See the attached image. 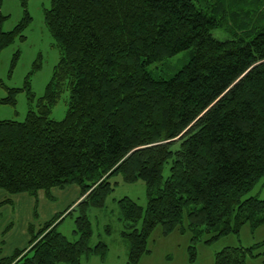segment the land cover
I'll list each match as a JSON object with an SVG mask.
<instances>
[{"label": "trees", "instance_id": "16d2710c", "mask_svg": "<svg viewBox=\"0 0 264 264\" xmlns=\"http://www.w3.org/2000/svg\"><path fill=\"white\" fill-rule=\"evenodd\" d=\"M44 19L59 61L36 110L22 121L0 119V188L36 195L78 185L79 237L57 230L72 207L37 233L30 225L28 248L0 264H78L93 251L86 208L104 204L116 173L143 180L146 193L145 207L118 200L126 264L148 251L156 225L184 232V215L191 259L204 234L212 241L264 225V198H243L264 177V0H52ZM13 36L0 29V49ZM184 50L188 60L170 68ZM65 89V116L52 119ZM262 244L225 246L214 264H246Z\"/></svg>", "mask_w": 264, "mask_h": 264}, {"label": "rangeland", "instance_id": "374dc122", "mask_svg": "<svg viewBox=\"0 0 264 264\" xmlns=\"http://www.w3.org/2000/svg\"><path fill=\"white\" fill-rule=\"evenodd\" d=\"M52 0H2L0 29L13 32L12 40L0 49V119L24 120L28 109L36 110L39 100L45 94L54 68L59 61L60 51L56 40L49 32L44 19V10L50 7ZM251 10L244 8L242 11ZM247 16V15H246ZM17 30V31H16ZM217 36H222L214 31ZM170 68H178L189 58V50L172 56ZM153 73H159L160 64L149 66ZM14 92L11 93V90ZM11 101H5L7 99ZM69 101V90L65 89L51 106L49 117L60 120L65 116ZM173 145L172 149H175ZM170 161L163 165L162 176L169 174ZM111 189L105 196L102 206H89L86 214L92 230L89 246L93 251L84 252L78 264H126L128 243L122 236L123 220L118 200L128 196L145 207L146 193L143 180L125 182L121 174L109 177ZM264 198V177H261L244 196ZM75 205V204H74ZM73 209L57 225V230L70 241L79 237L76 232L75 219L79 215V207ZM43 224V223H42ZM33 227L37 233L41 225ZM186 230L181 232L179 226L164 233L160 224L156 225L147 239V252H144L136 264H214L215 252L225 246H250L264 239V225L252 231L244 224L239 233H230L215 240L206 241L204 234L195 244V257L190 258L189 248L192 246L191 232L187 229V218L183 223ZM139 227V223L137 224ZM98 244L106 246L103 253L94 251ZM261 252L259 257L247 256L246 264H264V244L254 250ZM59 264H68L60 262Z\"/></svg>", "mask_w": 264, "mask_h": 264}, {"label": "crops", "instance_id": "0c3cea01", "mask_svg": "<svg viewBox=\"0 0 264 264\" xmlns=\"http://www.w3.org/2000/svg\"><path fill=\"white\" fill-rule=\"evenodd\" d=\"M79 196L76 184L54 186L48 192L40 189L36 195L9 193L0 188V257L28 248L29 226H38L56 213L72 208Z\"/></svg>", "mask_w": 264, "mask_h": 264}]
</instances>
